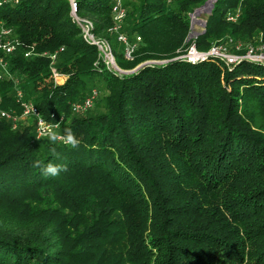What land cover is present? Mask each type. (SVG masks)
<instances>
[{"label":"trees","instance_id":"trees-1","mask_svg":"<svg viewBox=\"0 0 264 264\" xmlns=\"http://www.w3.org/2000/svg\"><path fill=\"white\" fill-rule=\"evenodd\" d=\"M206 2L124 0L127 59L111 31L116 0H75L116 67L134 71L119 75L67 0H0V27L20 43L0 52V112L21 114L19 89L57 134L71 128L80 141L37 139L0 116V264H264V64L179 59L191 45L238 55L250 45L264 57V0H214L188 42ZM55 53L62 85L51 79ZM92 90L101 112L74 114ZM36 159L67 171L44 177Z\"/></svg>","mask_w":264,"mask_h":264},{"label":"built area","instance_id":"built-area-1","mask_svg":"<svg viewBox=\"0 0 264 264\" xmlns=\"http://www.w3.org/2000/svg\"><path fill=\"white\" fill-rule=\"evenodd\" d=\"M11 3H17V0H7ZM71 12L70 16L73 22L78 26L81 31L82 37L85 42L96 48L98 52V56L101 62L110 70L113 69L114 72L120 71L114 62L113 55L111 52V48L109 44L102 39L96 38L93 34V26L92 23L87 19L79 18L76 15V3L75 0H67ZM120 0H116V5L113 9V20L114 26L112 28V32L118 34V30H120L121 25L123 23V19L125 17L124 9H122L119 4ZM238 15L228 16V21L235 22ZM118 41L125 44L127 46L125 57L130 59V53L133 51L134 47H130L127 44V40L124 36L118 34ZM139 42V39H137ZM20 46L18 40L12 37L11 30L0 27V52L5 55L12 54L15 49ZM257 54L253 51V48H248L244 54H234L228 51L226 46L218 45L212 46L207 52H198L195 49L194 45H191L187 52L180 56L179 59H182L188 63L195 64L197 62H202L208 59H214L219 62H222L226 66H234L242 61H250L253 63L264 64V57L260 53L261 48L257 49ZM57 53L53 55H49L50 59V74L52 81L57 85H62L66 81V77L61 75L55 68ZM30 56V53H26L25 57ZM165 62H148L145 65L147 66H161ZM121 72V71H120ZM7 74V64L4 61L3 57H0V80ZM16 100L20 104L21 114L17 116L14 112H0V116L4 119L10 121L12 123V129L15 130L18 127L19 123L25 120H33L34 133L37 139L45 138L49 133L57 131L58 127L56 123L47 122L44 120L39 113V111L35 108V106L31 102L24 101V95L22 91L19 89L16 90L15 93ZM98 97L97 90H92L89 96L84 99L82 102L74 103L71 105V111L74 114H84L86 111L92 108L96 99Z\"/></svg>","mask_w":264,"mask_h":264},{"label":"rangeland","instance_id":"rangeland-1","mask_svg":"<svg viewBox=\"0 0 264 264\" xmlns=\"http://www.w3.org/2000/svg\"><path fill=\"white\" fill-rule=\"evenodd\" d=\"M124 0H120L119 4L123 5ZM214 4V0H207V2L203 5V7L201 6L200 8H198L197 10H195L191 15H190V32H189V36H188V42H193L200 34L203 33L204 28H205V23L204 20L205 18L208 16V14L211 12L212 10V6ZM123 9V7H122ZM122 27V25H121ZM121 30V28H120ZM120 30H118V34L120 32ZM115 35L119 36L118 34L114 33ZM243 47L241 46V44H237L236 45V50L240 51ZM253 48V51L255 52V54H257V49L253 46H246L245 47V52L247 51V49ZM111 71H114L113 69H110ZM134 72V71H132ZM132 72H120V71H116L117 74L121 75V74H131ZM98 91V90H97ZM99 92V91H98ZM101 95L99 92V99L96 103H94V105L92 106L91 109H89L88 111H86L84 114L89 113V112H101ZM23 124H25L26 126H33L34 121L33 120H25L22 121Z\"/></svg>","mask_w":264,"mask_h":264},{"label":"clouds","instance_id":"clouds-1","mask_svg":"<svg viewBox=\"0 0 264 264\" xmlns=\"http://www.w3.org/2000/svg\"><path fill=\"white\" fill-rule=\"evenodd\" d=\"M17 3H19V0H17ZM47 138L53 144L61 143L64 146H70L73 149L78 148L80 144L79 139L76 137L71 128H66L63 134L51 132L48 134ZM32 166L40 169L41 174L44 177H56L61 172L67 171V165L54 164L52 162L45 163L40 159L34 160Z\"/></svg>","mask_w":264,"mask_h":264},{"label":"water","instance_id":"water-1","mask_svg":"<svg viewBox=\"0 0 264 264\" xmlns=\"http://www.w3.org/2000/svg\"><path fill=\"white\" fill-rule=\"evenodd\" d=\"M203 7V6H202ZM213 7V6H212ZM205 23V22H204Z\"/></svg>","mask_w":264,"mask_h":264}]
</instances>
